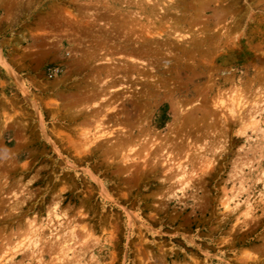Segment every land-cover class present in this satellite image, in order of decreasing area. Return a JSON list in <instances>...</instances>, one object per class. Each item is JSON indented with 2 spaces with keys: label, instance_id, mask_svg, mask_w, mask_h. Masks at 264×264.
Returning <instances> with one entry per match:
<instances>
[{
  "label": "rangeland",
  "instance_id": "rangeland-1",
  "mask_svg": "<svg viewBox=\"0 0 264 264\" xmlns=\"http://www.w3.org/2000/svg\"><path fill=\"white\" fill-rule=\"evenodd\" d=\"M0 264H264V0H0Z\"/></svg>",
  "mask_w": 264,
  "mask_h": 264
},
{
  "label": "bare ground",
  "instance_id": "bare-ground-1",
  "mask_svg": "<svg viewBox=\"0 0 264 264\" xmlns=\"http://www.w3.org/2000/svg\"><path fill=\"white\" fill-rule=\"evenodd\" d=\"M106 60H111V58H106ZM143 62V61H142ZM143 64V63H142ZM141 64V65H142ZM145 65V64H144ZM147 65V64H146ZM109 73H110V71H108ZM112 73V72H111ZM108 76V75H107ZM102 84V83H101ZM99 86V85H98ZM101 89H103V88H101ZM95 90V89H94ZM103 91V90H102ZM101 91V92H102ZM104 93V92H103ZM92 97V96H91ZM171 99V98H170ZM172 106L171 107H173V110H174V112L178 115V116H176V118H174L175 120L176 119H178L179 117H181V113L182 112H184L183 110H186L187 111V109H180L181 108V106L179 105L180 104V102H178V101H176V100H172ZM198 105V104H197ZM190 110V109H189ZM185 111V112H186ZM189 117L190 116H192V115H188ZM197 116V115H196ZM189 117H188V119H189ZM193 117V116H192ZM195 117H193V119H194ZM173 119V120H174ZM185 119H187V118H185ZM188 119L186 120L187 122H188ZM193 119L191 118V120L193 121ZM135 120V119H134ZM141 121V120H140ZM189 121H190V119H189ZM192 121H190V122H192ZM135 122V121H134ZM176 122H178V121H176ZM186 123V122H185ZM174 124V123H173ZM127 134V133H126Z\"/></svg>",
  "mask_w": 264,
  "mask_h": 264
}]
</instances>
